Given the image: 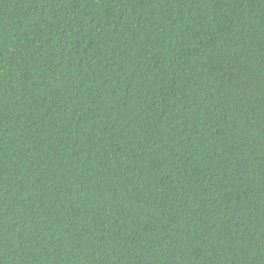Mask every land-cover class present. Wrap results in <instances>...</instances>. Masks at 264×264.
I'll list each match as a JSON object with an SVG mask.
<instances>
[{
	"label": "trees",
	"instance_id": "obj_1",
	"mask_svg": "<svg viewBox=\"0 0 264 264\" xmlns=\"http://www.w3.org/2000/svg\"><path fill=\"white\" fill-rule=\"evenodd\" d=\"M0 264H264V0H0Z\"/></svg>",
	"mask_w": 264,
	"mask_h": 264
}]
</instances>
